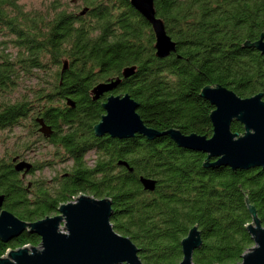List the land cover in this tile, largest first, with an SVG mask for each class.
<instances>
[{
    "label": "trees",
    "instance_id": "obj_1",
    "mask_svg": "<svg viewBox=\"0 0 264 264\" xmlns=\"http://www.w3.org/2000/svg\"><path fill=\"white\" fill-rule=\"evenodd\" d=\"M71 3L78 9L51 0L44 10H24L17 0H0V131L24 128L51 147L49 160L29 163L25 175L68 164L28 186L13 169L16 151L0 158L2 207L32 222L79 194L109 198L113 229L138 248L143 264H177L179 241L193 224L201 244L192 264H237L252 246L243 195L264 227V169L202 167L204 153L179 148L166 136L96 137L91 128L107 93L92 100L89 91L134 66L108 94H128L147 127L210 136L212 106L199 97L202 86L219 84L239 97L261 92L264 101V54L241 48L264 33V0H153L175 42L164 58L154 56L151 28L128 0ZM21 80L30 96L12 99ZM36 118L49 126V136L38 132ZM230 130L241 133L242 126L232 122ZM139 177L153 180V190H143ZM38 244L37 235L22 231L0 242V256Z\"/></svg>",
    "mask_w": 264,
    "mask_h": 264
},
{
    "label": "water",
    "instance_id": "obj_2",
    "mask_svg": "<svg viewBox=\"0 0 264 264\" xmlns=\"http://www.w3.org/2000/svg\"><path fill=\"white\" fill-rule=\"evenodd\" d=\"M130 6L149 24L153 34L152 48L156 58H164L175 51V42L166 34L163 21L156 17L153 0H128ZM84 8L79 14L84 12ZM251 47L264 54V33L253 42L244 40L241 48ZM66 61L63 60L62 68ZM134 66L123 68L120 77L107 79L94 85L89 94L92 100L108 93L130 75ZM199 97L206 100L212 109L208 114L211 134L206 137L195 133L183 134L178 129L157 131L147 127L136 113L137 103L128 94H109L100 103L102 114L92 126L96 137L125 139L134 135L147 140L166 136L177 147L205 154L202 167L223 165L234 169H264V101L262 93L239 97L232 90L219 84L204 85ZM66 105L73 106L70 99ZM38 132L49 136L51 130L41 118H36ZM237 122L242 132H232L230 124ZM215 158L213 163L208 159ZM16 157L12 158L14 162ZM128 171L123 161H118ZM30 164L23 160L14 162L13 169L22 175ZM138 182L145 191H152L155 182L142 177ZM240 190V185L238 184ZM3 195L0 194V242H8L22 231L39 237L37 246L24 245L7 249L0 256V264H143L138 257V248L128 237L118 234L112 227L109 198L96 199L79 194L72 202L60 204L51 216L26 222L2 209ZM250 222L244 224L250 235L252 246L241 254L237 264H264V227L256 217L254 207L243 195ZM62 229V230H61ZM64 231V232H63ZM201 244L199 231L193 224L179 241L181 258L177 264H192L191 257Z\"/></svg>",
    "mask_w": 264,
    "mask_h": 264
},
{
    "label": "rangeland",
    "instance_id": "obj_3",
    "mask_svg": "<svg viewBox=\"0 0 264 264\" xmlns=\"http://www.w3.org/2000/svg\"><path fill=\"white\" fill-rule=\"evenodd\" d=\"M23 6L24 10H44L51 0H17ZM62 6H71V10H77L72 6L71 0H58ZM35 80L32 79V84ZM31 84V83H30ZM23 94L29 93L28 84L26 81H20L19 85L13 90L11 94L12 99H18ZM24 128H14L13 132L7 134L6 131H0V158L6 159L7 154L10 156L11 152H15L18 155L17 160H23L28 163H38L40 160L48 159L47 156L50 151V146H46L40 141H36L33 134H26ZM49 160V159H48ZM9 161V160H8ZM67 163H52L45 168L34 171L32 174L27 172L25 175L24 183L26 180L35 181L40 179H50L53 175L58 174L63 168H67ZM62 230V229H61ZM64 232V231H63Z\"/></svg>",
    "mask_w": 264,
    "mask_h": 264
},
{
    "label": "flooded vegetation",
    "instance_id": "obj_4",
    "mask_svg": "<svg viewBox=\"0 0 264 264\" xmlns=\"http://www.w3.org/2000/svg\"><path fill=\"white\" fill-rule=\"evenodd\" d=\"M107 95H109V94L107 93ZM15 162H16V161H15ZM12 163H13V162H12ZM30 164H31V163H30ZM18 172H19V174H20L22 180L24 181V179H25V174L22 175V172H21V171H18ZM25 183L28 184V186H30L31 181L29 182L28 180H26ZM1 208L4 209L3 207H1ZM54 214H55V213H54ZM52 215H53V214H52Z\"/></svg>",
    "mask_w": 264,
    "mask_h": 264
}]
</instances>
